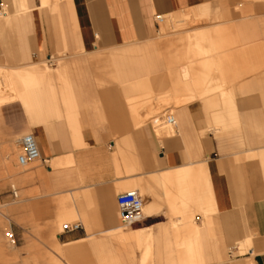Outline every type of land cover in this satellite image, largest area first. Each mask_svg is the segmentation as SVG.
<instances>
[{
	"label": "crops",
	"instance_id": "0c3cea01",
	"mask_svg": "<svg viewBox=\"0 0 264 264\" xmlns=\"http://www.w3.org/2000/svg\"><path fill=\"white\" fill-rule=\"evenodd\" d=\"M158 16L163 31L167 16L202 17L177 40L171 80L158 48L155 62L143 61L153 58L147 54L154 42L158 47ZM65 47L74 57L106 53L91 62L113 64L123 87H107L98 97L101 113L88 114L78 109L85 105L75 91L84 89L79 79L64 94L74 108L50 110L64 116L59 123L48 124L44 110H33L30 120L10 112L17 100L57 99L55 84L69 66L61 62L51 71L40 62ZM3 58L23 66L0 67V146L33 134L47 163L1 198L10 217L0 212V264H53L52 255L55 264H67L64 258L96 264L101 248L117 264H264V0H0ZM165 97L186 102L174 106L176 135L160 141L152 122L161 119L152 115ZM133 100L144 109L128 108ZM67 113L75 115L76 137ZM89 121L104 124L84 127ZM119 152L124 163L115 158ZM132 185L150 192L144 222L121 234L117 226H100L104 203L114 218L116 190ZM85 216L87 228L80 221L78 231L56 232L59 219ZM7 227L17 241L11 250Z\"/></svg>",
	"mask_w": 264,
	"mask_h": 264
},
{
	"label": "rangeland",
	"instance_id": "374dc122",
	"mask_svg": "<svg viewBox=\"0 0 264 264\" xmlns=\"http://www.w3.org/2000/svg\"><path fill=\"white\" fill-rule=\"evenodd\" d=\"M53 13H55V11H53ZM201 18L202 17L192 18L191 20L187 22L186 21L183 22L181 19H178V20L172 19V16L165 17V20H171V22L169 26L166 27L167 28L166 31L162 30L163 24L159 25V32L157 35L158 47L155 45L156 43L154 42L153 46L149 49V52L147 54V55L149 54L152 55L153 58L144 57L143 58V61H145L144 65H146L147 60L149 61L153 60V62H155L156 49L158 48L159 53H160L159 59L164 61V66H163L164 71L166 72L169 80H171L173 62L175 61L176 66H178L177 62L179 61V58H178V54H179L178 45L179 44L177 40L182 39V37L186 36L188 29L192 28L195 24L200 23L202 21ZM180 43L182 44V42ZM184 43L186 44V42ZM162 51H164V57L161 56ZM103 54H106V53H98L95 55L103 56ZM95 55H79L77 57H74V56H71V52L69 48L65 47L63 48V50H57V52L54 54V56L51 59H44L42 62H40L42 66L48 67L51 71H55L61 62H64L69 66L68 71L66 73V77L63 79V81L55 84L57 87L55 89L57 92V99L48 98L49 100L47 99L44 100V102L40 105H34V104L31 105L22 100H17L15 103L10 104L12 106L14 105V107H13V110H9V111L10 112L13 111L14 113H17L19 115L22 114L24 115L23 117L25 118V120H30L32 117H34L33 110L35 109L44 110L48 113L47 115H45V118L47 119L46 121L48 124L50 123V120L51 121L56 120L55 122L58 121L57 123H59V120L63 119L64 116H59L60 114L50 112V110H53L55 107H58L61 112H66L69 109L74 108L75 106L73 104L74 100L65 99L64 94L67 91H69V88H70L69 86L73 87V89L75 90V87H76L75 83L78 82L80 79L79 82L81 84L79 86L84 87V89L83 90L80 89L78 91L75 90V91L77 93H83L82 97L84 98L85 105L83 106V108L81 106L78 107V109L80 110V112H82V109H83V112L88 113V114H99V112L101 113L100 110L102 107H101V104L98 102L99 94L102 92H105L107 90L106 88L109 86L123 87V84H121L120 81L115 78V74L113 73V70H114L113 64L112 65L109 64L108 66L106 64H96V63L91 62V58ZM11 61L12 60H9L6 58L0 59V67H4L9 72L22 71L21 69V67L23 66L22 60L19 63H15V64L11 63ZM184 61L186 65L187 59H184ZM154 75H155V67L150 71V73L148 74V77L154 76ZM143 80L146 81V78ZM17 83L20 85V81L18 79H17ZM121 92H123V95H124L125 91L121 90ZM62 94H63V97L61 96ZM151 101L152 100L149 99L147 104H150ZM185 102H186L185 100H180L178 99V97H176V99H173V100L171 99V97H165L160 102V105L162 104V106H160V108H158V110L154 113V115H152V117H154L155 119L161 117L160 118L161 120L159 122L157 123H155L154 121L152 122L155 128V134L160 141H163L161 139L163 137H173L176 135L174 130L169 129L170 127L166 124V120L168 116L177 118L174 106L177 107ZM127 105H128V108L136 109L138 111L141 109H144V106H145V105H141L139 100H133L131 102L128 101ZM3 110H4V106H0V114L4 112ZM74 116L75 115L70 116L67 113V125L69 128V131H71L73 135L76 137L78 128H76V125H75L76 122L73 121V118H75ZM55 122H52V124H54ZM82 124L84 125V127L87 128V127H92L93 125H102L104 124V122L103 121L102 122L89 121V122H84ZM132 124H133V127L136 128V127L143 126L145 122H141L140 125H137V122H133ZM30 125L33 126V124H30ZM160 129H162V132H160ZM21 137L19 136L17 138H14L12 141L5 142L0 146V212L9 217H10V207H4L3 206L4 203L2 202L1 198L6 196L8 193H10L12 186H15L17 188L19 185V181H20V184H22L32 179L34 177L33 173H31L32 170L43 171L45 169V167L42 165L41 162L34 163L26 168H22L18 165L17 158H18V155L20 154L18 140ZM113 140L116 142L117 145L122 144L119 138H114ZM117 151H119L118 148H117ZM1 153L9 157L7 161L9 162V165H10L9 170L2 169V166H1V155L2 154ZM117 157H121V162L124 163L122 159L123 154L121 152L115 155V158ZM134 189L140 190L139 187L135 186V187H130L129 189H125V190L118 189L116 190V193L121 194V193L129 192L130 190H134ZM139 194L141 195L142 199L145 200L147 197H149L150 192L144 194L142 190H140ZM109 205H110L109 202L104 203V208H101L100 226H103V225L117 226L119 228V230L117 231V234H121L125 228L121 225L119 221L118 209L115 211V217L111 218L112 212H111V209H109ZM110 220H112V223L111 222L109 223ZM80 221L83 222L86 228L90 225V221L87 219L86 216L83 217L82 219H78L76 217L61 218L58 221L56 232L57 233L62 232V228L64 224L78 223ZM7 232H10L9 227L5 229V233ZM102 237L103 235H101L100 238L102 239ZM5 245L7 246L9 250L14 248L7 243L6 236H5ZM54 250L60 254V252L57 249H54ZM107 253H108L107 249L101 248L99 251V257L94 259L96 264H109V261L111 262V264H115V263L117 264L118 259L112 257L109 260ZM96 254H98V252ZM61 257L64 258V256L62 255ZM52 258H53V264L59 263L57 261L55 262V258L53 255H52ZM64 260L67 264H72L69 259L64 258ZM91 261H92L91 258L90 259L82 258L78 260L79 262L78 264H86V263L88 264V262H91Z\"/></svg>",
	"mask_w": 264,
	"mask_h": 264
},
{
	"label": "built area",
	"instance_id": "2783aa9c",
	"mask_svg": "<svg viewBox=\"0 0 264 264\" xmlns=\"http://www.w3.org/2000/svg\"><path fill=\"white\" fill-rule=\"evenodd\" d=\"M156 21L159 26L163 23L164 16H158ZM166 122L169 126L175 127L176 125L172 116H168ZM18 145L20 148V154L18 155L17 162L20 167L26 168L37 162L47 163L46 159L42 157L39 142L33 134H27L21 137L18 141ZM14 197L16 199L18 198L16 191H14ZM116 202L118 208V218L124 228L135 227L144 222V201L138 191L121 193L117 196ZM80 229V223H70L63 225L62 232H74ZM6 239L9 245L16 246L17 241L11 231L6 233Z\"/></svg>",
	"mask_w": 264,
	"mask_h": 264
},
{
	"label": "bare ground",
	"instance_id": "6f19581e",
	"mask_svg": "<svg viewBox=\"0 0 264 264\" xmlns=\"http://www.w3.org/2000/svg\"><path fill=\"white\" fill-rule=\"evenodd\" d=\"M175 16H176V15H175ZM165 24H166V23H165ZM164 29H165V28H164ZM200 49H201V47H200ZM33 67H34V66H33ZM38 67H39V66H38ZM36 69H37V68H36ZM38 69H39V68H38ZM38 69H37V70H38ZM38 71H39V70H38ZM19 72H20V71H19ZM35 72H37V71H35ZM35 72H33V74H34ZM48 72H49V71H48ZM22 73H23V72H22ZM27 73H30V72L28 71ZM9 74H10V73H9ZM51 74H52V73H51ZM13 76H14V75H13ZM5 77H6V76H5ZM30 77H32V76H29V78H30ZM47 77H48V76H47ZM51 77H52V75H51ZM7 78H8V76H7ZM12 78H13V77H12ZM12 78H11V79H12ZM17 78H18V77H17ZM20 78H21V77H20ZM24 78H26V77H24ZM3 79H4V78H3ZM14 79H16V77H15ZM54 80H55V79H54ZM3 81H4V80H3ZM27 81H28V80H27ZM33 81H34V80H33ZM8 82H10V81L8 80ZM22 82H23V80H22ZM52 82H53V81H52ZM26 83H28V82H26ZM29 83H30V82H29ZM17 84H18V83H17ZM35 84H36V83H35ZM35 84H34V85H35ZM13 85H14V84H13ZM24 85H25V86H28V84L26 85L25 83H24ZM15 86H16V85H15ZM18 86H21V85L18 84ZM29 86H30V85H29ZM29 86H28V87H29ZM52 88H53V87H52ZM22 89H23V88H21V90H22ZM28 89H29V88H28ZM24 90H26V89H24ZM24 90H23V91H24ZM52 91H53V90H52ZM211 92H212V91H211ZM21 93H23V92H21ZM24 93H25V92H24ZM24 93H23V95H24ZM208 94H209V93H208ZM209 95H211V94H209ZM2 96H3V95H2ZM224 96H225V95H224ZM224 96H223V97H224ZM62 97H63V95H62ZM25 98H26V97H25ZM55 98H56V96H55ZM22 100H23V99H22ZM132 110H133V109H132ZM57 111H58V110H57ZM56 113H57V112H56ZM160 118H161V117H160ZM162 118H163V117H162ZM172 118H174V117H172ZM174 120H175V118H174ZM139 122H140V121H139ZM157 122H159V119H158ZM175 123H176V121H175ZM138 124H139V123H138ZM166 124H167V122H166ZM168 126H169V125H168ZM169 127H170L169 129H171V130H175L176 125H175V127H174V126H169ZM161 139H162V138H161ZM147 158H148V157H147ZM143 183H144V181H143ZM133 184H134V183H133ZM144 185H145V184H144ZM130 187H135V186L132 185V186H130ZM130 191H138V190H137V189H134V190H130ZM138 192H139V191H138ZM144 212H146V211H144ZM144 214H145V213H144ZM5 236H6V235H5ZM116 236H117V235H116ZM120 237H121V236H120ZM121 238H122V237H121ZM7 243H8V241H7ZM8 244H9V243H8ZM10 246H11V245H10ZM66 250H67V249H65V251H66ZM78 250H79V249H78ZM65 253H66V252H65ZM78 253H79V252H78Z\"/></svg>",
	"mask_w": 264,
	"mask_h": 264
}]
</instances>
